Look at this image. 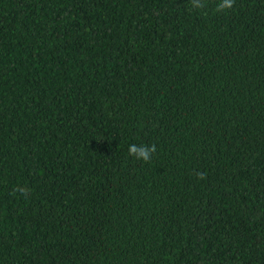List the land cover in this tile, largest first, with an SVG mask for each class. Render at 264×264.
Instances as JSON below:
<instances>
[{
    "label": "trees",
    "instance_id": "16d2710c",
    "mask_svg": "<svg viewBox=\"0 0 264 264\" xmlns=\"http://www.w3.org/2000/svg\"><path fill=\"white\" fill-rule=\"evenodd\" d=\"M203 2L0 0V264H264V0Z\"/></svg>",
    "mask_w": 264,
    "mask_h": 264
},
{
    "label": "clouds",
    "instance_id": "9594fccd",
    "mask_svg": "<svg viewBox=\"0 0 264 264\" xmlns=\"http://www.w3.org/2000/svg\"><path fill=\"white\" fill-rule=\"evenodd\" d=\"M235 0H219L216 5L217 12H223L226 9H231L234 5ZM192 6L197 9H203L206 7V4L203 0H191ZM156 145H142L137 146L132 144L129 146V154L134 156L137 159H142L144 162H149L151 160L152 154L156 152ZM200 179L204 178L203 174H198ZM22 194L27 195V190L20 188L18 189Z\"/></svg>",
    "mask_w": 264,
    "mask_h": 264
}]
</instances>
